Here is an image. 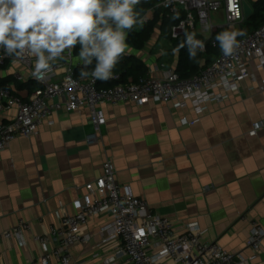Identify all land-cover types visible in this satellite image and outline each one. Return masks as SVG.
<instances>
[{"label": "crops", "instance_id": "0c3cea01", "mask_svg": "<svg viewBox=\"0 0 264 264\" xmlns=\"http://www.w3.org/2000/svg\"><path fill=\"white\" fill-rule=\"evenodd\" d=\"M214 16H222L215 24H224L222 14ZM168 33L157 27L141 50L127 43L125 56L145 65L128 82L143 76L160 79L162 65L177 69L180 52L168 53L173 50ZM194 33L208 37L201 29ZM74 49L75 68L82 69ZM34 63L35 58L27 69L14 59L0 68V80L8 81L24 100L40 86L33 76ZM62 64L59 60L53 65L54 83L64 75ZM207 64L206 56L200 66ZM249 69L255 79L245 80L239 92L202 111L191 102L184 108L156 101L143 106L106 105L107 124L94 146L86 142L92 132L86 109L55 113L38 136L14 140L0 152V231L25 221L32 224V232L25 237L26 246L17 239L0 242V264H42L43 251L33 237L45 236L51 227L60 226L65 215L77 213L75 202L88 197L86 185L103 175L107 160L113 162L116 181L124 191L145 200L152 213L169 218L179 233L197 223L204 243L218 244L240 257L241 264H264V240L258 253L248 247L253 225L264 228V92L260 91L264 71L257 60ZM29 82L30 91L20 89ZM16 113V109L6 112L3 120L10 122ZM261 124L257 135L251 136ZM111 222L109 215L88 221L84 232L91 241L70 249L71 264H104L103 257L119 247L118 242L103 244L108 234L101 231ZM54 248L50 243L49 249ZM50 264L61 260L53 257Z\"/></svg>", "mask_w": 264, "mask_h": 264}, {"label": "built area", "instance_id": "2783aa9c", "mask_svg": "<svg viewBox=\"0 0 264 264\" xmlns=\"http://www.w3.org/2000/svg\"><path fill=\"white\" fill-rule=\"evenodd\" d=\"M245 3L248 0H163L158 7L169 17L181 18L171 27L173 39L201 29L208 34L204 40L217 48L214 33L220 29L236 31L245 23ZM153 12L143 17L141 26L149 22ZM216 14L223 15V25L214 23ZM202 42L204 47L199 51L205 54L207 44ZM237 42L231 55L226 56L220 51L209 66L201 68L191 78H181L175 67L162 65L164 76L160 79L146 76L137 82L129 81L108 88L100 87L102 80L90 74L87 77L77 76L73 50L71 55L65 52L64 59H61L64 69L62 79L52 82L55 69L42 79L35 77L40 86L28 100L9 86L0 87V152L7 150L19 137L38 136L41 127L59 112L88 110L92 132L86 142L88 146H94L100 142L102 130L107 124L106 105L132 103L143 106L156 101L184 108L187 102H191L195 110L202 111L211 102L223 103L230 94L240 91L245 80L255 79L249 69L252 60H257L259 68L264 71V26ZM11 60L14 58L5 56L0 49V68ZM33 62L34 58H30L20 61V64L31 69ZM111 78L119 81L121 74L113 72ZM260 91L264 92V81ZM12 109L17 110L15 117L5 122L3 115ZM193 124L195 122L190 123ZM262 125L255 126L251 136H256ZM86 190L88 197L75 202L76 214L65 215L60 226L51 227L45 236L33 237V241L42 248V264H50L53 257L60 259L61 264H71L70 249L91 241V236L84 232L88 221L103 215L112 217V222L101 231L104 235L108 234L103 244L119 243L116 251L103 257L104 264L119 261L125 264H241L240 257L218 244L204 243V232L200 231L197 223L189 224L184 233H179L169 218L152 213L145 200L124 191L116 181L111 160L104 163L103 175L87 184ZM31 232L32 224L21 221L11 230L0 231V242L17 239L26 246L25 237ZM263 240L264 228L254 224L248 247L258 253ZM50 243L55 245L53 251L49 249Z\"/></svg>", "mask_w": 264, "mask_h": 264}, {"label": "clouds", "instance_id": "9594fccd", "mask_svg": "<svg viewBox=\"0 0 264 264\" xmlns=\"http://www.w3.org/2000/svg\"><path fill=\"white\" fill-rule=\"evenodd\" d=\"M140 0H0V49L20 62L35 58L33 76L42 79L67 52L79 45L80 75L108 80L128 49L127 33L144 23L136 11ZM240 33L217 36L221 51L231 55ZM191 57L202 41L186 34ZM91 73L85 69L93 64Z\"/></svg>", "mask_w": 264, "mask_h": 264}, {"label": "trees", "instance_id": "16d2710c", "mask_svg": "<svg viewBox=\"0 0 264 264\" xmlns=\"http://www.w3.org/2000/svg\"><path fill=\"white\" fill-rule=\"evenodd\" d=\"M162 1L163 0H140V3L136 5V11L140 14V16L143 18L149 11L154 10V17L153 19L149 20V22L146 23L142 28L139 29L138 26H135L131 31H129L127 33V43L131 47L137 50H141L145 47L147 41L151 39L155 31L157 30V27H161V29L164 30L168 29L169 33L166 34V37H169L173 43V50L168 51V53L172 55L174 51L178 50L180 52L179 64L176 69L177 73L180 75L181 78H191L200 71V63L202 59L206 58L207 56L208 64L205 66L207 67L211 64L210 58H212L213 55L217 56L219 54L221 49L219 46V42L216 38L218 34L225 31H217L213 35V39L218 44L217 48L212 47L209 41H206L201 36L195 34V39L206 42L207 52L205 54H202L199 49H197L195 57H191L189 53V48L186 43V34L184 36L179 37L178 39H173L171 37V27L176 24L181 18H176L173 16L169 17L166 11L158 7ZM248 1L251 4V7L253 8V15L249 19H246L245 23L240 26L238 30V33H240V35L237 36V40L248 36L249 34H252L260 27L264 26V0ZM188 33H194V31ZM79 49L80 46L77 45L74 49V52L77 54L79 52ZM94 65L95 62H93V64L91 66H88V68L85 70L91 73L92 69L94 68ZM144 68L145 65L142 63L141 60L136 57H127L124 54L119 63L113 69L114 73L121 74V79L119 81L112 80V78H109L108 80H102L100 81L99 86L103 88H108L114 87L120 83H127L128 78L132 76L135 71H141ZM81 70L82 69H76L77 76H80ZM141 78L137 79V81ZM0 87H8V81L0 80ZM23 88H26L30 91L33 86L31 85V82H29L23 84L20 87V89Z\"/></svg>", "mask_w": 264, "mask_h": 264}, {"label": "water", "instance_id": "95a60500", "mask_svg": "<svg viewBox=\"0 0 264 264\" xmlns=\"http://www.w3.org/2000/svg\"><path fill=\"white\" fill-rule=\"evenodd\" d=\"M244 10H245L246 19H249L253 15V8L250 6V4L245 3Z\"/></svg>", "mask_w": 264, "mask_h": 264}, {"label": "rangeland", "instance_id": "374dc122", "mask_svg": "<svg viewBox=\"0 0 264 264\" xmlns=\"http://www.w3.org/2000/svg\"><path fill=\"white\" fill-rule=\"evenodd\" d=\"M214 21L216 22V23H220L221 22V19H222V16H214Z\"/></svg>", "mask_w": 264, "mask_h": 264}]
</instances>
